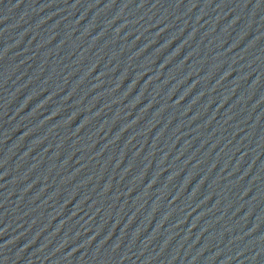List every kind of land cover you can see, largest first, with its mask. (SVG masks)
Wrapping results in <instances>:
<instances>
[{
  "label": "water",
  "instance_id": "1",
  "mask_svg": "<svg viewBox=\"0 0 264 264\" xmlns=\"http://www.w3.org/2000/svg\"><path fill=\"white\" fill-rule=\"evenodd\" d=\"M77 264H264V0H128Z\"/></svg>",
  "mask_w": 264,
  "mask_h": 264
}]
</instances>
